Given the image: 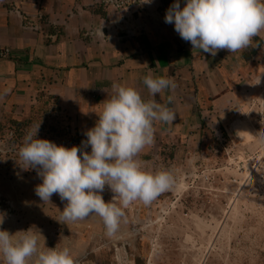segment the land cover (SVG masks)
<instances>
[{
  "label": "crops",
  "instance_id": "obj_1",
  "mask_svg": "<svg viewBox=\"0 0 264 264\" xmlns=\"http://www.w3.org/2000/svg\"><path fill=\"white\" fill-rule=\"evenodd\" d=\"M174 2L148 0L130 15L114 14L94 0H0V133L13 126L23 140L40 125L39 139H87L113 85L131 86L175 114L171 122L154 123V142L137 156L143 168L155 171L165 157L175 159L166 156L175 144L188 149L202 143L209 117L233 120L243 101L264 95L254 75L264 63V53L257 52L264 37L235 53H204L165 23ZM101 27L102 38L95 35ZM149 73L169 78L173 87L153 97L143 83ZM40 183L24 161L0 168V230L15 234L33 227L42 234V248L54 243L69 248L73 259L92 255L102 218L90 214L64 222L67 202L58 194L43 202L35 194Z\"/></svg>",
  "mask_w": 264,
  "mask_h": 264
},
{
  "label": "clouds",
  "instance_id": "obj_2",
  "mask_svg": "<svg viewBox=\"0 0 264 264\" xmlns=\"http://www.w3.org/2000/svg\"><path fill=\"white\" fill-rule=\"evenodd\" d=\"M165 23L174 24L175 31L194 49L213 56L220 50L235 53L252 44L253 38L264 37V0H175L166 12ZM102 29H97L95 35L104 37ZM257 52L264 53V47H257ZM258 72H254L255 78L264 86V63ZM143 83L153 97L173 87L169 78L151 73ZM171 101L169 97V104ZM102 104L99 119L85 132L87 139L82 146L68 148L39 139L40 125H36L24 137L19 156L42 180L35 194L43 202L51 201L53 194L67 202L61 212L64 222L96 215L112 237L119 230L124 209L132 202L150 204L173 185L171 171L146 170L137 156L154 142V123L171 122L175 114L167 105L155 99L146 101L134 87L122 84H114L113 94ZM258 104H264V100L243 105L251 109ZM238 136L241 139L252 135ZM256 140L264 143V134ZM106 185L115 194L109 202L102 195ZM3 222L2 218L0 225ZM32 229L15 234L0 230L3 264H75L69 248L59 244L42 248V234Z\"/></svg>",
  "mask_w": 264,
  "mask_h": 264
},
{
  "label": "rangeland",
  "instance_id": "obj_3",
  "mask_svg": "<svg viewBox=\"0 0 264 264\" xmlns=\"http://www.w3.org/2000/svg\"><path fill=\"white\" fill-rule=\"evenodd\" d=\"M256 97L243 101L233 120L209 117L202 143L175 144L166 155L175 159L155 168L171 171L173 185L150 204L138 200L124 209L116 235L109 237L103 223L92 255L75 264H264V143L256 140L264 134V104L243 105L264 100ZM240 123L251 138H239ZM114 195L103 191L105 202Z\"/></svg>",
  "mask_w": 264,
  "mask_h": 264
},
{
  "label": "built area",
  "instance_id": "obj_4",
  "mask_svg": "<svg viewBox=\"0 0 264 264\" xmlns=\"http://www.w3.org/2000/svg\"><path fill=\"white\" fill-rule=\"evenodd\" d=\"M148 0H94V3L103 9L117 13H127L130 15H134V13H138L144 4ZM83 138L78 139H66L65 143L58 145H63L65 147L71 148L73 146H82L81 142ZM23 140L20 138V132L16 130L13 126H7L0 133V168L6 167L7 165L15 166L20 161H23L19 156V150L22 146ZM87 151H91L90 147ZM142 167L144 165L141 164Z\"/></svg>",
  "mask_w": 264,
  "mask_h": 264
},
{
  "label": "bare ground",
  "instance_id": "obj_5",
  "mask_svg": "<svg viewBox=\"0 0 264 264\" xmlns=\"http://www.w3.org/2000/svg\"><path fill=\"white\" fill-rule=\"evenodd\" d=\"M244 124L243 123H240V125H238V129L241 131V133L250 134L249 129ZM243 138L244 139H249V138H251V136H245Z\"/></svg>",
  "mask_w": 264,
  "mask_h": 264
}]
</instances>
